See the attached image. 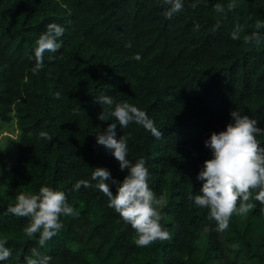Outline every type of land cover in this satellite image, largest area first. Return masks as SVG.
<instances>
[{
    "label": "trees",
    "instance_id": "obj_1",
    "mask_svg": "<svg viewBox=\"0 0 264 264\" xmlns=\"http://www.w3.org/2000/svg\"><path fill=\"white\" fill-rule=\"evenodd\" d=\"M190 3L168 18L163 0H0V128L13 123L18 130L8 136V160L0 148L7 177L0 184V237L12 250L0 264H24L33 247L52 264H264V205L254 194L252 207L234 212L223 231L190 199L211 155L204 141L226 127L232 109L264 126V39L245 40L264 33V0H238L232 10L227 0ZM53 21L65 28L62 47L45 52L34 73L35 41ZM236 24L243 28L232 39ZM105 93L136 104L162 133L117 125V135L128 136L129 158L142 157L149 168L166 240L137 246L136 230L102 192L72 187L90 179L95 166L108 167L117 180L127 173L96 143V131L112 119L107 106L99 118L97 97ZM42 130L52 139L40 137ZM257 139L264 144V134ZM41 184L64 190L74 209L44 246L25 233L28 217L7 211L18 192ZM110 187L115 194L116 184Z\"/></svg>",
    "mask_w": 264,
    "mask_h": 264
},
{
    "label": "clouds",
    "instance_id": "obj_2",
    "mask_svg": "<svg viewBox=\"0 0 264 264\" xmlns=\"http://www.w3.org/2000/svg\"><path fill=\"white\" fill-rule=\"evenodd\" d=\"M163 2L166 5L164 15L172 18L185 8L186 0ZM198 3L199 0H191L189 6L195 8ZM237 4L238 0H227V9H234ZM215 7L218 12L225 11L221 3ZM194 27L199 28V24ZM242 28L241 24H236L230 33L231 38L239 39ZM64 32V26L53 21L38 36L33 48L34 73L44 66L45 52L55 53L62 47L60 38ZM262 39L264 33L255 31L245 36V40L250 43H258ZM136 58L139 59V54ZM97 99L103 106L99 118L105 120L104 106H107L112 119L106 128L96 131V143L108 149L119 161L120 169H127V173L122 180H117L108 167L95 166L92 167L90 179L77 180L72 187L74 190H79L81 186L94 187L102 192L107 197L108 206L119 213L125 224H130L136 230L137 246L148 245L157 239L166 240L170 233L160 223L161 212L158 209L162 199L149 186V168L144 158L135 161L129 158L128 136L124 132L118 136L117 125L124 130L135 123L157 138L162 133L136 104L117 100L107 93L98 95ZM230 116L226 127L212 131L205 139V146L210 149L211 155L205 159L197 174V179L202 181L199 191L190 194L195 205L208 210V217L216 221L218 231L228 227L229 218L234 212L246 213L252 207L249 200L253 194L255 200L264 205V144L257 139L258 135L264 134V126L238 109H232ZM39 136L45 140L52 139L44 130L39 132ZM110 183L116 184L115 194ZM7 211L29 218L24 231L29 237L38 235L37 243L40 246H44L62 229V216L74 214L66 192L49 184H41L34 192H18L15 203H10ZM11 255L7 239L0 237V262ZM52 260L51 255L43 254L35 247L24 256V264H52Z\"/></svg>",
    "mask_w": 264,
    "mask_h": 264
},
{
    "label": "rangeland",
    "instance_id": "obj_3",
    "mask_svg": "<svg viewBox=\"0 0 264 264\" xmlns=\"http://www.w3.org/2000/svg\"><path fill=\"white\" fill-rule=\"evenodd\" d=\"M17 134H18V130L16 129L15 124L13 123L3 124V127L0 128V148L3 150L7 160H8L7 152L9 150H12L14 147L13 143L9 144L8 136H12L13 138H16ZM6 179L7 177L0 165V184L1 185L5 184Z\"/></svg>",
    "mask_w": 264,
    "mask_h": 264
}]
</instances>
